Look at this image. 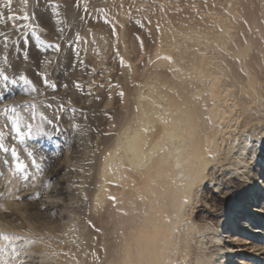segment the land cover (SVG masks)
<instances>
[{
  "label": "rangeland",
  "instance_id": "1",
  "mask_svg": "<svg viewBox=\"0 0 264 264\" xmlns=\"http://www.w3.org/2000/svg\"><path fill=\"white\" fill-rule=\"evenodd\" d=\"M9 15L15 19L9 21ZM0 17V33H4L0 35V72L9 77L7 81L0 77V237H21L15 243L25 264H72L68 256L76 240L74 229L86 236L84 262L91 255L101 256V236L109 238L104 244L107 253L117 246L114 227L118 221L111 206L104 210L105 215L111 212L106 223L81 203L74 214L73 190L78 187L82 199L88 195L99 157L130 117V98L138 84L155 73L170 79L172 69L186 71L195 49L201 51L205 41L211 47L218 44L210 34L222 27V20L231 19L226 32L231 40L218 49L216 57L225 58L231 74L242 77L245 71L229 53L248 43L246 63L264 91V0H0ZM191 41L197 43L192 50ZM158 59L161 65L156 64ZM20 76L34 83L25 84ZM46 118H52L53 124ZM39 127L47 135L38 134ZM262 138L250 141L253 151L246 178L237 176L220 194L204 188V205L193 207L197 223L210 225L213 233L222 231V218L238 210L237 202H247V184L264 177ZM33 159L42 165V173L32 165ZM18 164L25 167L17 169ZM35 191H42L46 203L56 207L34 214ZM53 191L56 195L49 197ZM15 207L20 216H3ZM0 264H18L10 243L0 253Z\"/></svg>",
  "mask_w": 264,
  "mask_h": 264
},
{
  "label": "bare ground",
  "instance_id": "2",
  "mask_svg": "<svg viewBox=\"0 0 264 264\" xmlns=\"http://www.w3.org/2000/svg\"><path fill=\"white\" fill-rule=\"evenodd\" d=\"M230 20H222V27L210 34L216 46L205 41L201 51L195 49L186 71L172 69L170 79L155 73L131 93L130 117L126 115L110 143L106 141L86 199L80 197L77 186L73 190L74 214L81 203L106 223L111 212L106 211L107 217L104 210L111 206L118 221L114 227L117 246L107 253L104 244L109 238L101 236L97 242L103 248L101 256L91 255L84 262L86 236L74 229L76 240L68 256L72 264H171L177 258L182 264H264V177L247 184L249 199L237 202L238 210L222 218V231L213 233L210 225L197 223L193 211L195 204L205 203L204 188H212L215 182L218 186L212 189L221 193L219 181L213 179L197 191L194 178L205 172L214 177L209 169L219 158L227 162L237 142L246 138L250 146L251 140L264 136V91L248 69L250 45L234 47L229 53L245 71L242 77L231 74L225 58L216 57L218 49L231 40L226 33ZM191 44L192 50L197 43ZM209 150L214 156L208 155ZM251 154L245 161L233 158L243 164L234 168L236 176L246 178ZM41 192L34 194V214L56 207L46 203ZM55 195L53 191L48 196ZM10 209L3 216L21 215L17 207ZM245 228L247 232L242 231Z\"/></svg>",
  "mask_w": 264,
  "mask_h": 264
},
{
  "label": "snow or ice",
  "instance_id": "3",
  "mask_svg": "<svg viewBox=\"0 0 264 264\" xmlns=\"http://www.w3.org/2000/svg\"><path fill=\"white\" fill-rule=\"evenodd\" d=\"M25 2H27V0H25ZM9 3H11V0H9ZM161 10H164L163 6H161ZM3 17H0V19H2ZM28 17L25 16L24 19H27ZM7 19L9 21L14 20L15 16L13 15H9L7 17ZM157 30H159V25H157ZM113 34L115 35V30L113 31ZM150 34V33H149ZM0 35H4V33H0ZM5 40L8 39V37L5 35L4 36ZM77 39H79V37H77ZM59 45L56 46L57 50H59ZM141 47H143V44L141 43ZM5 48H8V45L5 44ZM118 55V53H117ZM165 59H171V57H165ZM121 65L124 64V60L123 58H121L120 60ZM0 77H3V79L5 81H7L9 79V77L7 75H4L3 72H0ZM20 79L23 80L25 82V84L28 83H34L32 81H29L25 76H20ZM13 83H15V81L13 80ZM44 83H47V81H44ZM52 87H55V85H52ZM100 87H103V85H100ZM37 89L33 88V91H36ZM120 95L122 96L123 93H120ZM55 99V98H53ZM48 108L52 107L51 103H48L46 105ZM35 106L33 105V108ZM35 112L32 113V118L35 117ZM47 119V123L49 125L53 124V119L52 118H46ZM28 134H31L32 132V126L31 124H28ZM73 127H76V125H73ZM13 130H17L16 128V124L15 122L13 123ZM37 133H44V129L43 127H39L37 129ZM45 135H47V133H44ZM20 139H23V136H20ZM262 143H264V138H262ZM0 147H3V145H0ZM253 148L251 146H249L247 144L246 138L237 142V144L235 145V148L233 150H230L229 152V158L227 159V162H225V158H219L213 165L212 167L209 169L210 171L215 172L214 177H208L207 172H205L204 174L197 176L194 178V184H193V188L196 189L197 191L201 190L203 187H207V181L209 179H213L214 181H219V187L221 190H223L224 185L229 184L231 180H235L237 179L236 173L234 171V168H240L243 167V164L240 163L239 161H245L248 159V153L252 152ZM16 152L15 150L12 151V156H15ZM29 156H32L33 153L31 151H29L28 153ZM208 155L214 156V153L212 151H208ZM239 158V161L234 160L233 158ZM40 160L43 161L44 157L41 156ZM6 164H10V162L6 161ZM32 165L35 166L37 172H41L43 171L42 169V165L41 164H37L36 160L33 159L31 161ZM17 169L23 168L25 167L23 164H18L16 165ZM35 176H32V179L35 180ZM24 179L27 180L28 179V175L27 173H25ZM218 185L217 183H212L211 187L212 188H216ZM111 199H115L114 197H110ZM16 199H20L19 196L16 197ZM86 199V197H85ZM185 203H188L187 198H185L184 200ZM2 238L5 241V244L0 245V253H4L6 251L7 245L10 243L11 244V252H12V256L14 259L18 260V264H25V262L23 260H19V256L21 255V252L17 251V246L15 241H19L21 240V237L19 236H8V235H3ZM23 255L28 256L30 255L27 252H24ZM35 255H43L41 253H35ZM186 259V257H185ZM171 264H182V262L180 261L179 258H177L176 260L171 261Z\"/></svg>",
  "mask_w": 264,
  "mask_h": 264
}]
</instances>
